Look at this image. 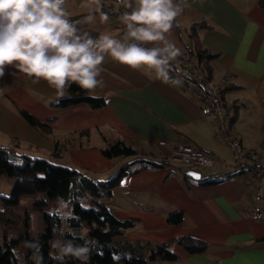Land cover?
<instances>
[{
  "label": "crops",
  "instance_id": "0c3cea01",
  "mask_svg": "<svg viewBox=\"0 0 264 264\" xmlns=\"http://www.w3.org/2000/svg\"><path fill=\"white\" fill-rule=\"evenodd\" d=\"M190 3L191 7L177 18L179 27L173 28L170 37L182 50L176 61L194 55L197 48L204 51L206 58L199 68L210 82L223 89L222 102L234 118L228 125L230 131L239 122L240 112L250 108L245 91L253 89L257 100L264 90V8L259 0ZM68 8L74 20L86 14L80 0H68ZM104 11L110 15L108 23L97 21L80 27L94 36L119 32L117 14ZM12 71L6 69L0 79V146L77 167L101 180L109 179L129 160L120 164L117 157L102 153L117 138L170 160L162 167L124 175L115 184L118 195L113 194L114 186L111 195L101 199L117 217L134 222L116 238L162 241L188 235L205 242V249L199 252H188L173 242L170 248L179 258L164 264H264V219H252L247 209L259 203L264 212V200L254 198L256 190L264 192V178L253 179L251 167L236 168L235 155L219 138L215 120L201 112L200 102L188 92L149 79L142 71L106 57L104 87L91 93L101 96L103 105L92 107L80 102L60 107L54 104L60 96L44 81L33 84ZM259 102L262 104L261 99ZM21 110L38 125L28 122ZM229 134L238 140V149L254 150L257 165L264 169V134L249 135L237 129ZM160 140L166 144L159 145ZM177 142L206 151L216 160L212 167L217 172L202 174L192 168L195 166L171 158L168 149ZM224 148L233 159L219 158ZM188 169L198 171L200 177L187 175ZM216 174L219 181L202 183L204 176ZM38 210L27 212L28 218L39 215ZM176 211L182 213L181 221L168 222V216ZM46 229L45 222L43 231L34 232L43 237L50 251L43 235Z\"/></svg>",
  "mask_w": 264,
  "mask_h": 264
},
{
  "label": "clouds",
  "instance_id": "9594fccd",
  "mask_svg": "<svg viewBox=\"0 0 264 264\" xmlns=\"http://www.w3.org/2000/svg\"><path fill=\"white\" fill-rule=\"evenodd\" d=\"M80 7L86 14L74 20L68 0H0V79L11 68V74L33 84L44 81L61 97L73 84L94 94L104 87L102 71L108 57L149 79L182 85L179 70L172 74L182 50L170 37L179 27L177 18L191 7L190 0H80ZM105 7L118 14L119 32L94 36L80 27L108 23ZM70 218L65 216L54 229L48 258L54 264H89L96 241L85 227L74 230ZM25 247L31 264H44L39 236L25 241Z\"/></svg>",
  "mask_w": 264,
  "mask_h": 264
},
{
  "label": "trees",
  "instance_id": "16d2710c",
  "mask_svg": "<svg viewBox=\"0 0 264 264\" xmlns=\"http://www.w3.org/2000/svg\"><path fill=\"white\" fill-rule=\"evenodd\" d=\"M259 5L264 8V0H259ZM205 58L206 54L199 48L194 51V55L189 57L197 67L202 68L201 63ZM222 92L221 88V98H223ZM80 102L92 107L103 105L101 96L92 95L75 84L54 104L64 107ZM21 114L31 124L38 125V122L25 110H21ZM233 119L232 116L230 122ZM101 151L108 158L123 156L130 157V159L109 179L101 180L87 175L77 167L53 162L45 157L18 153L10 147L0 146V175L14 177L9 195H0L2 201V207H0V264H20L21 262L31 264L29 260L31 253L25 247V241H31L36 236H39L43 245L44 264H54L48 258L49 251L44 246L43 237L40 234L29 236L26 226L28 216L19 215L12 209L22 195L36 191H46L49 199H61L62 202L67 203V213L57 207L44 213L48 242L53 239V235L55 236L54 229L61 226L62 219L70 215L68 222L71 227L76 231H79L81 226L85 227L89 236L96 241L89 264H164V261L179 258L178 254L170 248L173 242L178 243L188 252H199L205 249V242L188 235L162 241L116 238L123 235L133 226L134 222L131 219L117 217L101 202V199L111 195L112 188L124 175L144 168L162 167L170 160L155 152L128 145L121 138L113 140ZM218 175L204 176L202 183L217 182L221 179L217 178ZM45 203L46 201L41 200L39 205L43 206ZM181 219L182 213L176 211L168 216L167 221L175 224ZM11 230L24 235L22 260L17 253V244L20 241L9 237L8 233ZM67 264H77V262L69 260Z\"/></svg>",
  "mask_w": 264,
  "mask_h": 264
},
{
  "label": "built area",
  "instance_id": "2783aa9c",
  "mask_svg": "<svg viewBox=\"0 0 264 264\" xmlns=\"http://www.w3.org/2000/svg\"><path fill=\"white\" fill-rule=\"evenodd\" d=\"M104 10L113 11L110 7H105ZM115 13V12H114ZM117 14V13H116ZM118 15V14H117ZM117 26L121 29L119 23ZM173 75L175 70H179L182 74V85L178 86L180 89L188 92L194 99L200 102L201 112L213 118L217 124V134L220 139L224 140L229 149L235 155V166L238 169L252 168L253 179H263L264 169L257 165V153L251 149L239 148L238 140L229 134L227 129L230 124V113L227 106L223 104L221 98V86L210 82L206 76L201 73L199 67L194 61L189 58H181L179 61L173 63ZM159 145H165L164 140H160ZM168 155L187 166L195 167H212L216 164V160L206 151L191 144L184 142H177L170 145ZM263 184H261L262 187ZM256 201L264 200V192L258 189L254 193ZM249 216L252 219H264V212L259 203L248 207Z\"/></svg>",
  "mask_w": 264,
  "mask_h": 264
},
{
  "label": "rangeland",
  "instance_id": "374dc122",
  "mask_svg": "<svg viewBox=\"0 0 264 264\" xmlns=\"http://www.w3.org/2000/svg\"><path fill=\"white\" fill-rule=\"evenodd\" d=\"M261 92L262 93L258 95L257 100L256 99L254 100V95H255L254 90L249 88L245 91L244 94L246 95V97L248 99L250 98V101H248L250 108L245 112L244 111L240 112L241 118L239 122L236 124L235 127L233 126V128L230 131H234L235 129H237L239 132H247L249 135L255 134L256 132H260L261 136H263L264 134V90ZM260 99L262 101V104L261 102H259ZM231 112H232V109H231ZM227 129L229 131L230 127H227ZM261 140H262V137H261ZM219 158H223L229 161V159L231 160L234 157L231 153H229L228 149L224 148L222 151V155H219ZM128 159H130V157L118 156L116 158L117 162H119L120 164L124 163ZM192 168H195L202 174L214 173V172H217L218 170L215 167H208V168L192 167ZM109 176H110V173H108V176L106 178H108ZM13 182H14V177L0 175V195L8 196L12 189ZM116 187L117 186H115L113 189L114 196L118 195V192H119V189H117ZM119 188L122 189L121 186H119ZM4 192L6 193V195L3 194ZM41 200H44V202L46 201V203L43 206L39 205ZM1 204H2V201L0 200V205ZM55 207L61 209V211L63 212H67L66 202H62L61 199H58L57 201H53L52 199L48 198L46 191H36L30 194L22 195L19 198L18 203L15 206H13L12 209L17 214L22 215V216H26L27 212L32 213V211L34 210L36 211L38 209H41V210H38L41 212L39 215H36V216L33 215V217L27 218V221H26V224H27L26 226H27L29 236H34L36 235L34 230L43 231V228L45 225L44 213L46 211L48 212V211L53 210ZM8 235L10 238H16L20 241L17 244V253L19 257H22L21 255H23V250H24V247H23L24 246V241H23L24 235L20 232L13 231V230L9 231ZM43 235H44L46 244H48L46 232H44ZM22 264H25V263L22 262Z\"/></svg>",
  "mask_w": 264,
  "mask_h": 264
},
{
  "label": "water",
  "instance_id": "95a60500",
  "mask_svg": "<svg viewBox=\"0 0 264 264\" xmlns=\"http://www.w3.org/2000/svg\"><path fill=\"white\" fill-rule=\"evenodd\" d=\"M186 174L191 176V177H194V178H199L200 177V173L196 170H193V169H188L186 170Z\"/></svg>",
  "mask_w": 264,
  "mask_h": 264
},
{
  "label": "snow or ice",
  "instance_id": "6c2138e0",
  "mask_svg": "<svg viewBox=\"0 0 264 264\" xmlns=\"http://www.w3.org/2000/svg\"><path fill=\"white\" fill-rule=\"evenodd\" d=\"M123 183V182H122Z\"/></svg>",
  "mask_w": 264,
  "mask_h": 264
}]
</instances>
